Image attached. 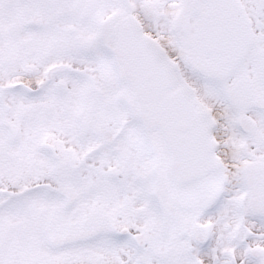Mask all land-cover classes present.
<instances>
[{
  "label": "snow or ice",
  "instance_id": "1",
  "mask_svg": "<svg viewBox=\"0 0 264 264\" xmlns=\"http://www.w3.org/2000/svg\"><path fill=\"white\" fill-rule=\"evenodd\" d=\"M0 264H264V0H0Z\"/></svg>",
  "mask_w": 264,
  "mask_h": 264
}]
</instances>
